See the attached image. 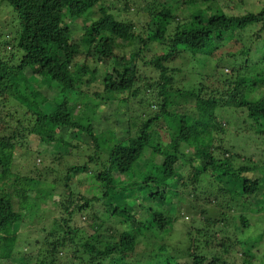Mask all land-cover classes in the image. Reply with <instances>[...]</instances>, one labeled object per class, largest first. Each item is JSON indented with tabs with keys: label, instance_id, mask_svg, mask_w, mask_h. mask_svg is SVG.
Segmentation results:
<instances>
[{
	"label": "trees",
	"instance_id": "16d2710c",
	"mask_svg": "<svg viewBox=\"0 0 264 264\" xmlns=\"http://www.w3.org/2000/svg\"><path fill=\"white\" fill-rule=\"evenodd\" d=\"M158 1L159 9L154 5L148 10L141 34L132 21L115 15L117 8L130 11L128 0H111L110 5L105 0H0V9L9 5L13 12L11 21H0V63L7 46L22 51L17 62L14 51L5 58L8 72L5 81L0 76V100L12 99L33 117L28 127L17 120L24 134L14 131L0 136V185L8 186L0 189V259L11 261L6 264H14L15 254L22 259L19 264H179L181 257L191 260L187 264H232L231 254L235 257L238 251L242 256L238 264L251 261L240 248L244 240L232 241L239 225L250 224L244 217V202L236 196L256 195L264 183V169L225 135L235 127V133L247 132L246 139L252 134L264 142V4L239 7L237 12V8L223 9L214 0ZM116 2L121 4L116 6ZM95 6L99 17L83 24L82 37L75 41L67 19H90ZM240 40L245 45L230 52L229 45ZM122 41L132 46L127 56L115 52ZM153 43L159 49L151 53ZM80 54L85 60L79 66L75 58ZM88 58L109 61L100 73L104 92L129 94L111 101L122 114L111 115L114 121L107 122L101 138L94 133L95 113L99 100L111 99L101 92L90 97L81 89L99 75ZM181 59L186 65L175 64ZM225 59L244 62L234 66ZM207 62L212 64L211 73L201 70ZM32 77L45 80L49 88L56 85L58 94L50 108L32 103L37 96L33 85H40ZM202 79L212 82L201 83ZM186 98L193 100L191 113L178 109L180 100ZM221 111H243L249 125L228 127L221 121ZM120 122L119 133L114 125ZM65 130L70 141L62 134ZM161 132L167 135L161 137ZM26 134L60 153L36 152L41 160L53 155L50 164L37 163L29 155L28 173L14 176L23 182H11L15 145L21 143L14 138ZM196 139L209 144L187 153L183 145ZM226 139L234 144L232 148L226 147ZM69 153H83L85 159L63 166L61 157ZM234 156L241 159L237 167ZM144 158L150 162L140 168ZM179 161L186 164L184 173L176 169ZM44 168L56 174L55 187L38 198L40 190L29 183H47ZM81 176L87 185L83 190L80 182H74ZM185 177L189 180L183 181L186 191L181 193L173 182ZM53 192L59 197V216L51 219V227L42 228L31 242L30 232L16 233L15 225L20 228L26 217L22 210L53 197ZM141 195L142 202L137 203ZM114 197L123 202H113ZM201 198L208 199L205 204L217 201L219 213H208L198 203ZM167 203L174 206V212L167 211ZM194 214L202 215L200 220L193 218L192 225L179 229L174 243H168L177 216ZM86 217L88 234L83 230Z\"/></svg>",
	"mask_w": 264,
	"mask_h": 264
},
{
	"label": "rangeland",
	"instance_id": "374dc122",
	"mask_svg": "<svg viewBox=\"0 0 264 264\" xmlns=\"http://www.w3.org/2000/svg\"><path fill=\"white\" fill-rule=\"evenodd\" d=\"M133 1L135 0H128V2L131 5V9L128 12L123 11L122 9H115V15L118 18H125L127 20H130L134 23V25L136 26V31L144 34V26L145 23L148 19V10L151 9L154 5H156V9H159L160 7V3L158 0H148V2H144V0H136L138 1L137 6L132 5ZM216 2H219V4L223 7V9H234L237 8V12L239 11V7H253V4H255L254 6L256 8H260L263 4H264V0H245V2L243 3V1L241 2L240 0H214ZM105 2L110 5L111 0H105ZM243 3V4H242ZM121 3L120 2H116L115 5L119 6ZM122 7V5H121ZM204 7V5H203ZM240 8V9H241ZM1 12L3 14V16H0V21L1 22H5V21H11L12 20V16H13V12L11 7L8 6H3V8L1 7ZM120 10V11H119ZM139 10V11H137ZM155 10V9H154ZM153 10V11H154ZM117 11V12H116ZM119 11V12H118ZM234 11V10H232ZM99 17V12H98V6L93 7L91 9V18H84V17H80L79 19L76 20H71L70 18L67 19V21L72 24V28L74 29V34L73 37L75 38V41H78L79 38L82 37V34L84 32V28H83V24L87 25L85 23L89 22L92 18H98ZM11 24V23H10ZM89 24V23H88ZM170 33V32H169ZM263 33V31H262ZM264 36V34H263ZM80 41V40H79ZM121 43V41H119V44ZM264 45V42H261ZM245 45V42L240 40L238 43L234 42L233 44H230L228 49L230 52H234L237 51V47L238 45ZM131 47L129 45V43L122 41V45H118V47L115 48V52L119 55L122 56H127L130 53ZM151 53L156 52V49H159V46L156 43H153L149 46ZM7 51L4 54L3 52H1V54H3L4 58H2V62L0 63V76H3V79H1L2 81H5L7 79V72H8V68L7 65L5 64L7 58L6 56H8L10 53V51H14L15 54V61L17 62L21 55H22V51L21 50H14L11 46H7ZM6 58V60H5ZM85 60V56L84 54H80L75 58V62L78 63V65L80 66ZM88 63L90 64L91 67H97L99 70V75L96 81L92 82L91 85L88 86H80L82 90H84L85 92L88 93V96L90 97H95V93L96 92H101L103 97H107L111 100L108 101H102L99 100V105L97 107L96 110V115L94 117V133L96 135H99L100 138L102 137L101 132L103 133V131L108 129V126H106L107 122L110 123L113 118L111 115H115L117 116L119 113L122 114V111L120 108H117L113 103H111V101H113L114 99H119V98H124V97H128V92L127 91H120V92H112V93H108V92H104L103 91V87H102V83H101V77H100V73H102L105 70L106 65H109V61H106V63H102V62H96L93 61L91 58L87 59ZM185 61V59H181L180 61L175 62V64L180 63L182 66L186 65L185 63H183ZM182 62V63H181ZM226 64H233L234 66L237 65H241L243 64L244 60H240V62H237L235 59H225ZM76 65V66H78ZM191 66V62L188 64V68ZM75 67V66H74ZM72 66L71 69L74 68ZM2 68V69H1ZM187 68V67H185ZM187 68V69H188ZM201 70H203V72H212L213 68H212V64L207 63H203V65L201 66ZM240 68V67H239ZM229 72V69H226ZM258 76H254V78H257ZM86 80V77H83ZM23 79V75H21L19 77V80ZM0 80V84H2V81ZM33 80L32 82H39L40 85H33V91L35 92V94L37 95L35 99L32 100L33 104H36L37 107L39 108H50L52 105V99L57 96L58 94V90L56 85L55 86H51L50 88L48 87L47 83H45V80H41L37 77H32ZM189 80V78H188ZM235 79L233 78V81ZM184 81V80H183ZM205 82H210L209 84H211L212 81L206 80V79H202L201 83H205ZM186 86L187 84L185 82H183ZM264 87H261V90H263ZM78 96V94H76ZM107 100V99H106ZM3 100H0V136H6V135H11L14 131H20L19 134H24L25 132H23L20 127L21 124L24 126L28 127V124L30 123L28 120L32 119L33 117H30L29 114H27L28 112L26 111V109L23 107H18L17 102L13 101L12 99H8L6 100V102H2ZM182 102V104L180 106H178L179 111H186L191 113L194 103L193 100L186 98V99H182L180 100ZM124 108V107H123ZM243 112V111H242ZM224 112L221 111V121L225 123V125H227L228 127L232 124H235L237 127L241 124L248 126L249 122H247V120H243V118H245V113L243 112ZM107 118V119H105ZM20 119L21 124H18L17 120ZM229 119V120H227ZM114 121V120H113ZM112 121V122H113ZM227 121H229V124L227 123ZM122 122H120L118 125H114V130L116 132H119L122 130ZM224 125V126H225ZM231 127V126H230ZM231 129V130H230ZM235 127H231L229 128V132L226 133V138L232 140V142H234L237 145V150H240L241 148H243V152L244 154L248 155L251 157V159L257 163L261 169H264V142L262 143L260 139H258L256 137V135H252L250 134L249 139H246L248 137L247 132H243L242 134L240 133H235L234 130ZM231 133V134H230ZM63 136H65V138L68 139V141H70L71 139V135L65 130L63 133ZM167 135L166 133L161 132V137L163 135ZM28 135V136H27ZM242 136L244 137V139L246 140L244 142L240 140V138H242ZM226 139V147L230 148L229 146L234 145L232 142H228ZM207 140V139H205ZM264 141V140H263ZM14 142H21L19 145L18 143H16V147H15V157L13 160V164H12V175L10 174V181H17L15 179L20 180V178H15L14 176L17 175L18 173H22L23 175L31 168V162L28 159V156L30 155V158H36V162L37 163H43V161H45V164H50L51 159L53 158V155H48L46 156V158H44L43 160L41 156H38L36 152H40V151H45L46 154H52V153H56L58 149H54L53 145H47L46 142H41V141H37V139L35 137L30 136L29 134H26L25 138H20L18 135H16V137L14 138ZM207 141H203V139H196L193 144L191 145H187L184 144L183 147L186 148L187 153L189 152H194V150L199 151V150H203V146L206 145L208 146L209 142L206 143ZM203 145V146H202ZM32 147V149H31ZM82 151V149L80 150ZM75 152V151H74ZM34 154L32 156V154ZM58 153H60V151L58 150ZM66 153V151H65ZM195 153V152H194ZM83 153H69L66 154L65 156L61 157L62 162L61 164L63 166L65 165H70V164H77L79 162H82V160L85 159V157L82 156ZM59 156V155H58ZM77 160H79V162H77ZM59 161V160H58ZM150 160L148 158H144L143 163H141L140 168H145L144 166L149 163ZM233 164L235 165V167L239 166L238 164L241 162L240 158H236V156H234L233 159ZM57 163V162H56ZM40 165V164H39ZM185 165L183 161H179L176 164V169L178 170V172L184 173V169H185ZM47 168V167H46ZM52 168H48V169H43V174H44V178L47 179V183H38V182H31L29 183L30 185H32L33 187H36L37 189H39V193H38V198L43 197V191L44 190H52L55 185L54 183V179L56 174H54L53 171H51ZM143 170V169H142ZM28 173V172H27ZM26 173V174H27ZM76 181H74L75 183H79L78 185H80V187L82 188V190L84 188H87V185L85 184L84 178L81 177H76L75 178ZM185 180H189L188 178H184V179H180L177 180L175 179L173 182V185L176 187V190L183 193L184 191H186V187L182 186V184L184 183L183 181ZM206 182H210L209 179H205ZM19 182H23V180H20ZM9 183V182H8ZM88 183V182H87ZM217 183V182H216ZM216 183L214 184L215 186L213 187L214 191L218 190V187L216 186ZM10 184V183H9ZM8 184V185H9ZM1 188H6L5 186H1L0 185V189ZM8 189V186L7 188ZM54 190V189H53ZM57 191H59V189H55ZM54 196L51 198H46L44 201L39 200L37 202H34L33 206H30L29 208H25L22 211L25 214V219L23 224L21 225V227L19 228L17 225H15V232H30L29 236H28V240L32 241L33 239H35L36 237L39 236V232L42 228H50L51 227V219H53L54 217L59 216V213L57 212V199L59 198L55 192ZM236 196V198L239 199V201L241 200L244 202L243 203V213H244V217L247 216L248 220L250 221V224L248 226L245 227H241L240 225L238 226V230H237V234H236V238L234 239L232 237V241H235L237 238H240L241 240H244V244L240 245V248L242 250H244L245 252L248 253V257L250 258V262L252 264H264V183L261 186V189L259 190V192L256 195L253 196ZM142 197L143 195L139 196L138 198H136V202L137 203H141L142 202ZM115 199L113 200V202L120 204L123 202V198L121 197H114ZM215 199V197H212V199L210 200V202H212ZM16 200V199H15ZM131 200H132V196H131ZM208 201V199H205ZM205 200L204 199H200L198 203H201L203 205H205V207L208 209V213H210L211 215H216L218 214L220 208L216 204V202L213 203H209V204H205ZM165 208L167 209V211L170 212H174V206L171 205L170 203H167L165 205ZM136 210L140 211L139 207L135 208ZM31 211L32 216L29 215V212ZM184 211H188L185 210ZM233 212V211H231ZM239 211H236L235 213H238ZM86 216L85 214L78 216L80 218ZM202 215H192L191 217H189L188 215H179L177 216L178 219H176V225L175 228L173 230V236H170L167 238V242L170 244L174 243V237L176 235H180L179 229L181 228H185L187 226L192 225V219L195 218L198 221L200 220ZM219 215L215 216L218 217ZM33 217V218H32ZM214 217V216H213ZM78 218L79 222L82 220ZM86 223H83L84 227L83 230L85 231L84 233H90V230L88 228L87 225L85 224H89V220L86 217ZM227 222V221H226ZM257 223V224H253L251 225V223ZM229 223V222H228ZM262 224V225H261ZM177 228V229H176ZM229 232L233 231V227L228 226L227 229ZM30 241V242H31ZM35 241V240H34ZM182 243V241H181ZM248 246V247H247ZM24 248H27L26 246ZM23 248V249H24ZM31 249V248H30ZM59 254L61 255V252H59ZM64 255V254H62ZM238 255V256H237ZM15 259L12 260L14 261V264H19L22 262V259L20 257L19 254H15L14 255ZM68 256H74L73 253H69ZM170 257V255H167V258ZM241 252L238 251L237 254H235V257L233 256V254H231V263L233 264H238L241 262ZM79 260V259H76ZM66 261H69V258H66ZM75 261V260H73ZM180 263L181 264H187L188 262H190L191 260L189 259H185L183 257L180 258ZM11 262V261H10ZM7 260H3L0 259V264H6V263H10ZM30 262V260H29ZM250 262H248L250 264ZM13 263V262H12ZM179 263V264H180ZM246 263V264H248Z\"/></svg>",
	"mask_w": 264,
	"mask_h": 264
}]
</instances>
